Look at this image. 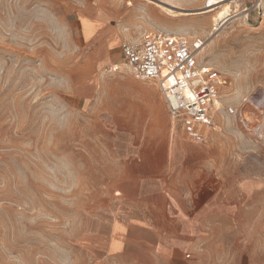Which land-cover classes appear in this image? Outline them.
<instances>
[{
  "label": "rangeland",
  "instance_id": "1",
  "mask_svg": "<svg viewBox=\"0 0 264 264\" xmlns=\"http://www.w3.org/2000/svg\"><path fill=\"white\" fill-rule=\"evenodd\" d=\"M260 2L0 0V264H264ZM148 31L203 40L225 81L204 145L106 72Z\"/></svg>",
  "mask_w": 264,
  "mask_h": 264
},
{
  "label": "built area",
  "instance_id": "2",
  "mask_svg": "<svg viewBox=\"0 0 264 264\" xmlns=\"http://www.w3.org/2000/svg\"><path fill=\"white\" fill-rule=\"evenodd\" d=\"M203 46L198 38L144 32L136 41L121 45L122 62L110 65L106 72H124L137 81L157 84L170 127L201 146L214 130L220 88L225 84L212 65L198 62Z\"/></svg>",
  "mask_w": 264,
  "mask_h": 264
},
{
  "label": "crops",
  "instance_id": "3",
  "mask_svg": "<svg viewBox=\"0 0 264 264\" xmlns=\"http://www.w3.org/2000/svg\"><path fill=\"white\" fill-rule=\"evenodd\" d=\"M121 45L119 46L120 50ZM122 62V56H121V51H119V62H112L109 65H114V64H120ZM166 108V107H165ZM167 114V112H166ZM182 245L175 246L171 248V251L173 252V255L171 257H167L164 260V264H197L196 261L189 260L190 256H186L184 258V255L182 254ZM173 260V263L171 262Z\"/></svg>",
  "mask_w": 264,
  "mask_h": 264
},
{
  "label": "bare ground",
  "instance_id": "4",
  "mask_svg": "<svg viewBox=\"0 0 264 264\" xmlns=\"http://www.w3.org/2000/svg\"><path fill=\"white\" fill-rule=\"evenodd\" d=\"M260 2V0H258ZM237 2V1H236ZM262 4L261 2L259 3L260 7ZM238 6V5H237ZM221 11L214 17L215 22H220V21H225V19L227 18V16H229V13L231 12V6L229 4H225V5H221ZM236 7V6H235ZM233 9V8H232ZM235 11V10H234ZM245 12V11H244ZM247 19V18H246ZM213 21V22H214ZM202 53V50L199 52L198 56ZM197 56V57H198Z\"/></svg>",
  "mask_w": 264,
  "mask_h": 264
}]
</instances>
